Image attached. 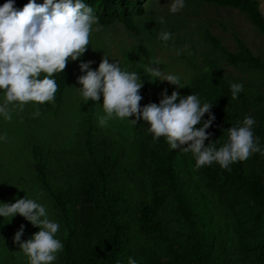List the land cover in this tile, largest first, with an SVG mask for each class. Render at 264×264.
Here are the masks:
<instances>
[{"label": "trees", "instance_id": "obj_1", "mask_svg": "<svg viewBox=\"0 0 264 264\" xmlns=\"http://www.w3.org/2000/svg\"><path fill=\"white\" fill-rule=\"evenodd\" d=\"M135 1L86 3L93 7L101 27L119 22L141 36L135 19L146 9L142 3L134 9ZM203 1L238 9L264 36L258 0ZM5 2L0 0V6ZM28 2L15 0L14 6L22 9ZM206 37L229 65L247 67L257 77V85L244 87L233 100L230 83L239 80L211 56L204 59L209 70H199L182 95L198 94L202 102L213 103L210 111L215 120L206 130L212 135L205 144L224 143L227 130L252 115L254 134L264 147V56L256 55L238 35H234L235 50L209 29ZM82 61L83 54L76 61L69 59L63 72L55 74L59 85L55 99L37 103L40 111L49 112L62 104L68 81L74 70L81 72ZM135 70L143 80L140 105L158 104L146 71L137 64ZM207 118L206 113L203 119ZM131 124V138L91 125L81 128L77 144L65 153L67 158L61 153L56 159L54 169L64 179L61 187L50 181L53 168L48 166L47 154L33 147L36 178L61 209L69 228L58 264H128L130 257L137 264H232L234 258L238 264H264V173L253 160L260 153L229 169L215 162L197 168L194 155L181 149L187 145L172 150L165 137L153 140L142 119ZM228 232L235 238L233 243Z\"/></svg>", "mask_w": 264, "mask_h": 264}, {"label": "clouds", "instance_id": "obj_2", "mask_svg": "<svg viewBox=\"0 0 264 264\" xmlns=\"http://www.w3.org/2000/svg\"><path fill=\"white\" fill-rule=\"evenodd\" d=\"M14 5L15 0H6L0 6V94L3 96L0 116L9 121L13 109L23 110L28 102L44 104L55 99L59 87L55 74L63 72L69 59L78 60L87 50L93 31L99 30V17L86 0H43L42 4L29 0L22 9ZM184 6L185 0H171L169 11L175 14ZM159 22L163 24L164 20ZM157 38L167 43L173 34L160 31ZM110 57L105 55L95 70L91 68L93 61H82L79 65L84 73L78 77L83 101L98 102L103 97V112L97 114L101 127L114 118L127 119L133 124L142 119L149 125L154 141L163 136L172 150L187 145L181 149L194 155L197 168L215 162L229 169L231 164L247 160L254 153L264 155V147L254 134L256 119L252 115L229 128L224 143L218 146L215 140L206 145L205 141L212 135L206 130L215 120L210 111L213 103L202 102L198 94L181 95L179 88L188 84L180 75L161 70L158 67L161 62L154 59L145 66L149 79L167 81L176 85L177 90L168 95L164 89L158 104L141 106L140 74L122 66L117 59L109 62ZM230 91L232 99H238L244 85L231 82ZM6 139V135L0 134V142ZM17 214L39 228L31 238L22 241L25 226L21 225L13 238L19 251L28 257V264H54L57 253L64 247L57 238L59 222L50 219L47 207L27 194L14 203L0 202V217L10 222ZM128 264L137 261L130 257Z\"/></svg>", "mask_w": 264, "mask_h": 264}, {"label": "rangeland", "instance_id": "obj_3", "mask_svg": "<svg viewBox=\"0 0 264 264\" xmlns=\"http://www.w3.org/2000/svg\"><path fill=\"white\" fill-rule=\"evenodd\" d=\"M258 1L264 14V0ZM140 3L146 9V13L135 19L141 36L130 33L119 22L107 28L98 25L99 30L93 31L90 44L83 53L85 62L93 61L92 69L99 67L105 55L113 57L109 58V62L117 59L130 71H136V64L145 70V66L155 59L161 62L158 66L161 70L180 75L189 86L199 70H209L204 59L211 56L218 61L222 70L238 79L244 87L257 85V77L247 67L235 68L229 65L225 56L213 49L206 37V29H209L224 45L235 50L234 35H238L256 55L264 56V36L244 13L203 0H185V6L175 14L169 11L171 0H136L133 8L136 9ZM161 19L164 20L163 24L159 22ZM160 31L171 32L173 39L167 43L159 40L157 37ZM82 74L74 70L67 84L64 101L49 112L40 111L35 102H28L23 110L13 109L10 121L0 116V134L7 137L0 142V202L14 203L26 194L29 198L38 199L47 207L49 218L59 222L57 238L62 242L69 233L66 218L36 178L33 147L47 154L48 166L53 168L49 174L50 181L54 186L61 187L64 179L58 175L60 171L54 169L56 159L61 153L67 158L65 153L77 144L81 128L91 125L128 138L133 135L132 124L127 119L114 118L103 127L98 124L97 114L103 112V97L98 102L83 101L78 90L81 87L78 77ZM150 84L152 93L159 100L162 99L161 92L164 89H167L168 95L177 90L176 85L159 79L150 80ZM188 86L179 88L181 95ZM253 160L255 167L264 173V155L260 153L259 156H253ZM21 225L25 226L22 241L39 231L38 227L20 214L10 222L0 217V264H28V257L13 242ZM227 235L233 243L234 236L230 232ZM61 253L62 250L57 253L54 264L62 260ZM232 264H238V260L234 258Z\"/></svg>", "mask_w": 264, "mask_h": 264}]
</instances>
